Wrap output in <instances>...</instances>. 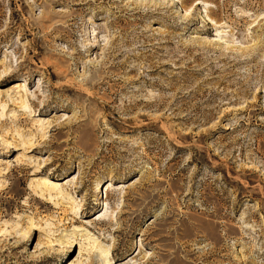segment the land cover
Listing matches in <instances>:
<instances>
[{
    "label": "rangeland",
    "instance_id": "obj_1",
    "mask_svg": "<svg viewBox=\"0 0 264 264\" xmlns=\"http://www.w3.org/2000/svg\"><path fill=\"white\" fill-rule=\"evenodd\" d=\"M1 64L0 263L264 264V0H0Z\"/></svg>",
    "mask_w": 264,
    "mask_h": 264
},
{
    "label": "bare ground",
    "instance_id": "obj_2",
    "mask_svg": "<svg viewBox=\"0 0 264 264\" xmlns=\"http://www.w3.org/2000/svg\"><path fill=\"white\" fill-rule=\"evenodd\" d=\"M185 14H186V17L187 18H189L190 16H191V14H190V9H185ZM208 17V16H207ZM211 22H213L214 20L213 19H211L210 18V16H209V18H208ZM216 25H217V28H221L220 27V25H218V23L216 22L215 23ZM221 24V23H220ZM79 55H82L81 53H79ZM0 69H2V64L0 65ZM8 71V69L7 68H4V70L2 71V73H0V79H1V76H2V74L3 73H6ZM8 76H10L9 74H8ZM53 76V75H52ZM27 80V79H26ZM148 80V79H147ZM28 81V80H27ZM17 85H15L12 89L13 90H15V91H17L16 93L17 94H19V93H21V97L19 98V100H20V104H21V107L22 108H24L25 110H30V107L28 106V102L30 101V96L28 95V92H27V90H26V88L28 87L27 85H26V82H24V81H19V82H17L16 83ZM87 84H89V82H87ZM94 86V85H93ZM24 89H25V93H24ZM11 99L9 100V102L11 103V102H16V101H14V99H13V97L11 96L10 97ZM0 100H3V97H1V95H0ZM16 100V99H15ZM3 102V101H2ZM6 107H7V103H4L3 104V106H2V113H1V115H3V113H4V111H5V109H6ZM46 107H48V105H45V107L44 108H46ZM28 112H31V110L30 111H28ZM56 117H59V116H56ZM60 117H61V115H60ZM57 119H59V118H57ZM51 124V123H50ZM141 124V123H140ZM40 127L42 128V129H44V125H40ZM49 128V127H48ZM44 132V131H43ZM22 138H23V141L24 142H22V144L23 145H26V144H28V142H26L25 141V139H27L26 137H23L22 136ZM29 144L31 145L32 143H31V141H29ZM37 185H38V187H41V188H43V189H41V191H45V192H48L49 193V197H50V199H52V197H53V193L55 192V191H57L56 192V194H55V196H57L58 197V195H61V197H62V200L63 199H68V200H72L70 197H69V195H65L63 192V189L61 188V187H59V185L58 184H56V183H50V182H46V180H41L40 182H38L37 183ZM99 183H98V188H99ZM113 187V184H110V186L107 188V190H106V199H108L110 196V193H111V190H110V188H112ZM123 189L124 188V185H122L121 184V187H120V189ZM53 192V193H52ZM42 193V192H41ZM40 193V194H41ZM43 194V193H42ZM44 195V194H43ZM75 203V201H73V203L72 204H74ZM78 207H79V205H77ZM76 206V207H77ZM78 211H79V209H78ZM78 211L76 212V214H78ZM100 217H102V216H100ZM99 217V218H100ZM102 219H103V217L102 218H100V219H97L98 221H97V224H100V223H103L102 222ZM74 226V225H73ZM77 229H78V231H80L81 232V230H84V226L83 225H79V226H77ZM68 235H65L64 233H62L61 234V236H60V239H58L57 240V242H59V244H60V248L62 247V248H67V247H64L63 245L65 244V242H67L66 240H62V241H60L61 240V238H65V237H67ZM73 247H76L77 246V244H73L72 245ZM88 246H90L91 248H90V250H93L94 248H98V246H99V244H97L96 242H93V243H88ZM101 247V246H100ZM104 248V247H103ZM13 250H14V252L16 251V248H13ZM102 253H104L106 256H105V259H104V263L103 264H112L111 263V261H109V262H106L107 261V259H108V256L109 255H112L113 256V253H112V251L110 250V248L109 247H105L104 248V251H102ZM59 254V253H58ZM142 254V251H140L139 252V254L137 255V256H140ZM38 256V257H37ZM136 256V257H137ZM136 257H134V258H132L128 263L129 264H132V263H134V259L136 258ZM9 258V257H8ZM8 258H7V260H8ZM33 258L34 259H36V258H39V259H43L44 258V256H43V254L41 253L40 255L38 254V255H33ZM136 262H137V260H136ZM136 262H135V264H136ZM0 264H3V262L2 263H0ZM4 264H6V261H5V263ZM41 264H47L46 262H42ZM68 264H82V262H81V260L79 261L78 259H76V258H74V260H73V262L72 261H70Z\"/></svg>",
    "mask_w": 264,
    "mask_h": 264
}]
</instances>
